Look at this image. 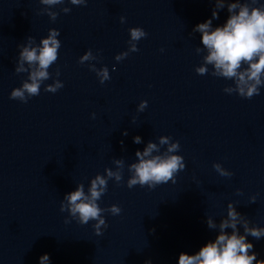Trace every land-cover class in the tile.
I'll list each match as a JSON object with an SVG mask.
<instances>
[{
  "label": "water",
  "instance_id": "obj_1",
  "mask_svg": "<svg viewBox=\"0 0 264 264\" xmlns=\"http://www.w3.org/2000/svg\"><path fill=\"white\" fill-rule=\"evenodd\" d=\"M43 7L39 0H0V264H39L45 253L49 264H178L181 252L195 254L215 239L218 229L207 227V217L218 224L229 202L250 226L264 227V86L245 99L225 93L233 82L210 75L212 66L203 76L195 71L206 53H196L203 45L193 28L211 18L214 0H88L86 6L66 0L52 9L55 21L39 14ZM228 15L220 10L213 27ZM132 27L147 37L117 62ZM50 28L61 42L51 78L27 103L10 99L28 75L15 73L18 45L29 36L39 44ZM89 49L98 59L80 64ZM90 63L106 66L110 79L101 84ZM55 79L64 86L46 92ZM137 135L140 144L133 142ZM160 136L179 141L175 154L185 169L175 183L129 189L135 152ZM115 159L125 161L123 179L109 180L98 204L122 211L104 213L108 227L97 236L95 221L79 224L60 212V202L80 183L87 192L97 174L115 170ZM214 163L233 175L220 176ZM247 239L264 259V237Z\"/></svg>",
  "mask_w": 264,
  "mask_h": 264
},
{
  "label": "clouds",
  "instance_id": "obj_2",
  "mask_svg": "<svg viewBox=\"0 0 264 264\" xmlns=\"http://www.w3.org/2000/svg\"><path fill=\"white\" fill-rule=\"evenodd\" d=\"M65 2L66 0H39V3L45 6L40 9L39 14H46L55 21L59 13L52 9ZM67 3L86 6L88 0H67ZM214 3L211 18L193 28L194 33L201 34L203 45V48L195 49L196 53H206L195 71L201 76L209 74L210 65L212 66L210 75L233 82L223 89L225 93L229 95L236 93L242 98L251 99L254 95H259L261 86H264V4L259 3V0H214ZM258 4L259 6H256ZM225 7L229 14L226 22L213 27V20L219 19V11ZM60 11L67 14L71 8L62 7ZM120 22L125 23V17L121 16ZM59 35L58 29L50 28L48 35L42 38L39 44L29 36L25 44L18 45L20 50L15 73L28 75L20 87L11 91L10 99L27 103L30 97L40 94L43 82L51 78L48 69L58 59V50L61 47V42L57 38ZM129 35L128 50L116 55L117 62L125 59L130 53L138 52L137 42L147 37V33L140 27L130 28ZM97 59L98 57L89 49L80 57L79 63L84 64ZM88 66L96 73L101 84L110 79L106 66L99 69L95 64L90 63ZM55 75L59 77V69ZM63 86L61 80L55 79L52 84H47L44 90L55 93ZM147 104L146 100L141 101L137 110L143 112ZM127 134V131L123 133L125 136ZM133 142L140 144L141 137L139 135L133 137ZM165 145L166 149L161 151V146ZM179 150V141L173 142L169 136H160L158 143L149 141L142 151L135 152L136 162L127 166L130 173L126 182L127 187L131 189L136 185L141 187L147 185L149 189H153L169 181L175 183L176 174L186 167L183 156L175 154ZM113 163L116 166L115 170L105 168L104 174H97L90 180L87 192L84 184L80 183L75 190L66 193L60 202V212H67L69 217L79 224L87 225L90 221H95L92 227L97 236L102 235L103 230L108 227L104 213L118 216L122 211L116 204L108 208H101L98 204L107 192L109 180L119 185L123 179L125 161L115 159ZM213 168L222 177L233 175L220 163H214ZM240 192L241 190L237 189V193ZM256 199V195L251 196L250 203H255ZM64 222L67 224L71 221L66 217ZM206 223L209 229H218L215 239L209 240L195 254L181 252L178 264H264V259H257V253L253 251L254 245L247 239L248 236L257 240L264 237V227L250 226L249 219L239 213L232 202L227 205L226 217L221 218L218 224L211 216L207 217ZM238 226L243 228V234L240 233ZM227 229H231V232H227ZM39 264H49L47 253L39 257ZM145 264L152 262L147 260Z\"/></svg>",
  "mask_w": 264,
  "mask_h": 264
}]
</instances>
